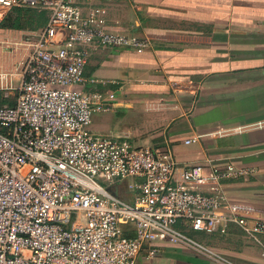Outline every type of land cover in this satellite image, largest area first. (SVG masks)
I'll list each match as a JSON object with an SVG mask.
<instances>
[{
	"label": "built area",
	"instance_id": "obj_1",
	"mask_svg": "<svg viewBox=\"0 0 264 264\" xmlns=\"http://www.w3.org/2000/svg\"><path fill=\"white\" fill-rule=\"evenodd\" d=\"M124 1L0 0V22L13 9L47 14L23 44H1L9 53L25 48L11 70H0L3 99L16 89L13 103L0 106V264H136L145 246L152 258L162 244L238 264L197 238L230 228L264 259V218L245 213L226 191L256 170L181 166L168 149L90 131L93 115L116 104L113 92L75 88L91 51L151 47L146 36L109 24L110 8Z\"/></svg>",
	"mask_w": 264,
	"mask_h": 264
},
{
	"label": "crops",
	"instance_id": "obj_2",
	"mask_svg": "<svg viewBox=\"0 0 264 264\" xmlns=\"http://www.w3.org/2000/svg\"><path fill=\"white\" fill-rule=\"evenodd\" d=\"M108 21L146 36L151 47L142 54L91 51L75 88L113 92L116 104L93 115L90 131L168 149L181 166L254 169L226 191L245 213L264 218V0H126L110 8ZM32 34L0 29V70H11L25 48L9 53L2 42L23 44ZM194 137L196 143L184 144ZM208 237L210 247L238 264H264L236 228ZM149 251L145 246L136 264H214L181 246L159 245L152 258Z\"/></svg>",
	"mask_w": 264,
	"mask_h": 264
},
{
	"label": "trees",
	"instance_id": "obj_3",
	"mask_svg": "<svg viewBox=\"0 0 264 264\" xmlns=\"http://www.w3.org/2000/svg\"><path fill=\"white\" fill-rule=\"evenodd\" d=\"M46 21L47 14L44 11L27 8L13 9L0 22V29L35 31L41 28ZM4 102L3 92L0 91V106Z\"/></svg>",
	"mask_w": 264,
	"mask_h": 264
},
{
	"label": "rangeland",
	"instance_id": "obj_4",
	"mask_svg": "<svg viewBox=\"0 0 264 264\" xmlns=\"http://www.w3.org/2000/svg\"><path fill=\"white\" fill-rule=\"evenodd\" d=\"M7 93H8V97H7V99H5L4 104H12L13 100L15 98L14 96L16 95V89H12L10 91H7ZM105 188L108 190V192L116 194L117 196H119V197H121V198H123L125 200H129L130 199L129 194L125 191V189H122V188H119V187H112V188L105 187ZM198 239L201 242H203V243H205V244H207L209 246H210L211 240H212V238L208 237V236H199Z\"/></svg>",
	"mask_w": 264,
	"mask_h": 264
}]
</instances>
